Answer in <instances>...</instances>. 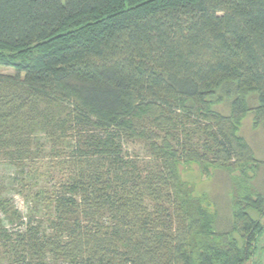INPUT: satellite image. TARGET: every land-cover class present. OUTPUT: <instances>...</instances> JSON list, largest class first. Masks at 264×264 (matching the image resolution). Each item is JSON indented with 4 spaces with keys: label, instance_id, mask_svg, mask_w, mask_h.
Returning a JSON list of instances; mask_svg holds the SVG:
<instances>
[{
    "label": "trees",
    "instance_id": "1",
    "mask_svg": "<svg viewBox=\"0 0 264 264\" xmlns=\"http://www.w3.org/2000/svg\"><path fill=\"white\" fill-rule=\"evenodd\" d=\"M0 67V264L253 263L264 190L204 237L179 167L264 168V0H0Z\"/></svg>",
    "mask_w": 264,
    "mask_h": 264
},
{
    "label": "rangeland",
    "instance_id": "2",
    "mask_svg": "<svg viewBox=\"0 0 264 264\" xmlns=\"http://www.w3.org/2000/svg\"><path fill=\"white\" fill-rule=\"evenodd\" d=\"M0 72L7 75H14L15 70L11 67H0ZM220 113L224 115L230 114V107L226 104L216 103L214 106ZM248 112L245 117L235 122V135L237 141L245 146H251L255 152V157L259 161H264V120L257 124L255 108L258 104L255 95H250L247 98ZM130 152H139L142 156L141 146L129 145ZM179 173L187 187L192 191V196L199 199L202 209L212 221L217 213V228L205 230L201 233L204 237L212 231L219 233L226 228H221L224 220H232L235 216L241 215V209L247 203L252 204L251 200L256 202L257 196L264 190V168L261 171H256L253 166L248 164L239 165L233 169L220 170L214 165L202 166L196 162L182 164L179 167ZM16 202L20 210H25L26 205L19 196L16 197ZM253 218H260L259 213L248 209ZM216 221V220H215ZM229 222V221H228ZM209 224V223H208ZM215 225V224H214ZM202 228L206 227L205 223ZM236 240L239 245H243V240L240 239L239 233L235 232L231 241ZM210 240L207 239V242ZM210 243V242H209ZM220 240L211 238L212 244H219ZM256 254L252 264H264V229L259 236L256 244ZM218 249H212L207 252L217 254ZM222 259L215 257L213 264H221Z\"/></svg>",
    "mask_w": 264,
    "mask_h": 264
}]
</instances>
